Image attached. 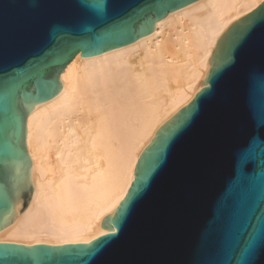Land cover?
<instances>
[{"label": "water", "instance_id": "95a60500", "mask_svg": "<svg viewBox=\"0 0 264 264\" xmlns=\"http://www.w3.org/2000/svg\"><path fill=\"white\" fill-rule=\"evenodd\" d=\"M194 1L0 0V169L19 153L18 93L52 98L77 52L129 45L152 15ZM211 62L208 86L140 164L114 233L91 245L0 244V264H264V3L232 25ZM1 184L6 169L0 223L12 209Z\"/></svg>", "mask_w": 264, "mask_h": 264}, {"label": "bare ground", "instance_id": "6f19581e", "mask_svg": "<svg viewBox=\"0 0 264 264\" xmlns=\"http://www.w3.org/2000/svg\"><path fill=\"white\" fill-rule=\"evenodd\" d=\"M262 3L196 0L152 15L151 29L129 45L77 52L53 80L52 98L18 93L22 134L18 157L2 160L12 209L2 211L0 244L91 245L114 233L148 149L208 86L222 37Z\"/></svg>", "mask_w": 264, "mask_h": 264}, {"label": "snow or ice", "instance_id": "6c2138e0", "mask_svg": "<svg viewBox=\"0 0 264 264\" xmlns=\"http://www.w3.org/2000/svg\"><path fill=\"white\" fill-rule=\"evenodd\" d=\"M166 138L167 137L163 134L158 135L156 141L153 142L152 147L148 149V153H146V155L148 154L155 155L156 153H158L160 150V146L164 143ZM140 179L141 180L143 179V175H141ZM121 210H122V207L118 210V213H120Z\"/></svg>", "mask_w": 264, "mask_h": 264}, {"label": "rangeland", "instance_id": "374dc122", "mask_svg": "<svg viewBox=\"0 0 264 264\" xmlns=\"http://www.w3.org/2000/svg\"><path fill=\"white\" fill-rule=\"evenodd\" d=\"M57 70L58 69H52L51 78H55ZM30 90H31V88H30ZM19 109H20V112H23V110L21 111L22 108H21L20 105H19ZM3 169H6V174H7V184H6V186H7L8 190H10L9 189V187H10V184H9L10 183V176H9V174L10 173H9L8 165L5 164V167L1 166L0 170H3Z\"/></svg>", "mask_w": 264, "mask_h": 264}]
</instances>
